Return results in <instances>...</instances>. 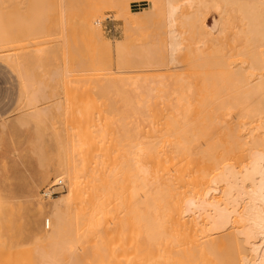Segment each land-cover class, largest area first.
<instances>
[{"label":"bare ground","instance_id":"obj_1","mask_svg":"<svg viewBox=\"0 0 264 264\" xmlns=\"http://www.w3.org/2000/svg\"><path fill=\"white\" fill-rule=\"evenodd\" d=\"M187 1V21L183 20L187 23L182 21L187 27L185 38L183 35L186 42L182 40L186 53L182 84L179 80L181 91L173 97V92L168 91L172 99L167 91L163 93L159 88L156 89L161 93L154 92L155 88L153 92L150 89L151 93L133 90L129 82L130 90L136 91L132 93L128 86L124 87L129 79L113 82L116 87L128 89L130 97L137 94L139 100L136 96L134 100L139 103L138 107L128 103L134 108L133 116L137 117L134 127L126 124L128 122L123 124V118H119L123 114H119V120L109 119L108 113L114 107L110 108L107 100L108 103L102 101L101 91L85 92L81 82L76 84L82 78L87 79L84 75L91 80V73H115L112 68L114 49L102 34L101 14L111 7L124 15L125 39H130L127 43L130 44L133 40L130 0L64 2L65 8L76 17L72 31L81 39L87 36L92 52L86 61L68 57L65 62L64 80L69 102L66 112H71L68 121H62L64 113L51 116L39 113L38 116L36 129L52 140L57 153L50 151L40 159L33 179L25 187L27 222L15 237L19 242L26 230L31 233L27 238L32 244L19 246L17 241L14 244L9 240L14 228L11 219L14 201L10 191L0 184V264H79L75 247L89 246L88 241L93 238H104L114 214L111 209L124 202H133L138 223L137 241L131 247L122 245L121 251L129 264H201L202 256L209 260L204 259L202 264L210 261L212 264H264V0H223L222 8L219 4L222 0H211L226 18L223 19L225 26L220 27L223 35L218 34L219 40L211 36L205 22L204 9L209 0ZM164 9L167 14L168 9L166 12ZM177 26L172 28L177 29ZM196 36L202 37V45H195L201 40H196ZM170 37L172 41V35ZM126 40L115 49L114 61L117 66L126 65L131 71L138 57H134L137 51L131 56L132 43L127 45ZM160 41V57L156 54L157 43L156 51L150 47L144 49L148 50V55L143 50L138 61L150 64L149 61L156 59L155 53L166 62L168 58L162 50L169 49L174 40ZM2 45L0 50L4 51ZM126 50L131 53L127 54ZM4 53L0 56L9 63L10 55ZM21 64L16 62L17 70L25 75L27 70ZM51 71H47L48 74H57L56 68ZM136 82L133 88L137 85L135 88L140 89L147 83L139 86L141 82ZM108 87L110 85L105 83L101 90L104 92ZM123 92L120 93L124 96ZM127 92L122 101L133 102L126 96ZM130 107L127 109L131 112ZM96 111L105 112L99 121L94 118ZM61 139H69L67 148H60ZM96 139H105L100 154L95 150ZM121 139H136L133 164L129 143L123 150ZM94 150L100 155V158L97 155L99 160L93 161ZM54 177L60 182L67 178L69 189L59 191L58 196L45 204L37 198L38 190ZM34 205L38 206L36 210H33ZM42 212L47 213V220L50 226L52 224L46 232L35 228ZM196 255H202V259L191 263Z\"/></svg>","mask_w":264,"mask_h":264},{"label":"rangeland","instance_id":"obj_2","mask_svg":"<svg viewBox=\"0 0 264 264\" xmlns=\"http://www.w3.org/2000/svg\"><path fill=\"white\" fill-rule=\"evenodd\" d=\"M66 1L67 0H0V42H2L0 43V45L3 44L2 46H4V51L2 49L0 50V52L3 54L6 51V53L8 52L6 55H10L9 63L5 62L4 58L0 56V184L6 187L13 196L14 206H13V213L11 214V219L13 221L14 228H12L10 232L9 240H13L14 244L17 241L16 240L17 238L15 236L16 235L18 236V230L22 226L25 227V224L27 222L28 205L25 204L26 184L33 179L34 173L39 167L40 159L45 154L50 153V151H52L53 154L57 153L53 150L54 146L52 140L49 139L48 136L43 135L42 130L36 129V125L40 121V118L38 116L41 114L46 116L49 115L51 116L54 113L57 114L64 113V115H62L63 116L62 121L64 122L68 121L69 117H71L70 115L71 112H66L68 111L67 105L69 104V102L67 100V90L65 87V80H64L66 78L65 62L69 60L67 59L68 57H73L80 61H86L88 60V57L91 56V52H92L90 46L91 44L87 40L88 38L86 39L87 36L86 37L83 36V39H81V37H77L72 31L73 29L72 27L75 25L74 19H76V17H74L71 14V12H69L65 8L64 2ZM162 1L164 0H152V1L130 0V8L132 10L131 16L133 20L132 22L133 23L135 22V24L132 23L133 27L131 32L132 34L133 33L134 34L133 35L131 34V37L133 39L130 42V44L132 43L131 45L127 44L130 41V39L129 41L125 39L127 24L125 18L123 17L124 15H122L120 11H116L111 7L105 8L101 14V16H103L101 18L102 34L104 36L105 41L110 43L112 48L114 49L112 51L113 52L112 68H114L113 70L115 73L107 74L106 72L104 73L101 72L102 75L101 73H97V72L95 73L96 75L91 73V75H94L92 76L93 79L90 74L89 76L91 80L88 78V75H84L83 77H86L87 79L82 78V80H79V82H76V84L77 83L79 84L81 82V85H83L81 86L82 89L86 88L84 90L85 92H87L88 90L101 91L102 96L104 97L103 98L104 100L102 101L107 100L108 102L111 103V106L110 104L107 105L110 106V108L114 107L110 111L111 113L109 112L108 113L109 115L107 114L109 119L117 120L118 117L123 114V117L121 116L119 117V118H123L121 119L123 124L128 122L126 124L130 123L131 126L133 127L135 126L137 122L135 119L136 116H133L134 112L132 113V111L134 108L132 109L130 107V104L133 105V107H138L137 105H139V103L137 104L136 101L139 99L137 98V94H133L136 96L134 97L137 99V100L135 99L136 100L135 101L134 97L132 96L130 97L129 95L130 92L129 93L127 92L128 89L127 90L124 89V87L125 88L129 87V85H127L129 82L131 83L132 86L131 88L133 90L138 89V91L140 92L144 91V93H147V91L149 92L150 89L151 92H153L156 88H159V90L163 91V93H165L166 91L173 92L171 93L172 96L173 94H177L178 92H180L182 89V88L180 89L181 85H179V80L181 82L180 84H182L183 81L182 79L185 73L184 70L185 60L183 59H185L184 56L186 53L185 51L186 45L184 44L186 42V39L184 40L185 38L184 29L187 27V24L186 25L183 24L185 22L183 20L187 21L186 19L187 12H185V10L188 11L187 9L188 7L186 6L188 4V1L165 0L163 4ZM222 2L223 0L219 4L221 5ZM208 3H209L208 6L205 7L206 9H204L206 12L203 10V8H202V12L204 11L205 12L204 14L207 16V17L205 16L206 17L205 22H207L206 23L207 28L209 29L210 27L209 30L211 32V36L214 38L216 37V39L219 40L217 37H219L218 36L219 33L221 34L220 27L222 26L221 27L222 29L225 26L226 18L224 17L225 16L224 14L223 16L220 13L221 12L219 10L220 8L213 5L215 2L209 0ZM164 4L165 7L167 6L166 9H164L165 8ZM222 5L220 6L221 8L223 7ZM225 7L229 9L228 6ZM163 9L165 10V12L168 9L167 12L168 11L169 12L166 14L164 13ZM228 11H230V9ZM133 12H135L136 14L133 15L134 14ZM161 12H163L164 14L161 15L162 14ZM184 12L185 14L183 15ZM119 13L121 14L119 15ZM166 15H167L166 21L169 18L168 19L169 21L167 22L164 20V17ZM182 15L183 16L186 15L184 19H182L183 18ZM171 18L173 22L175 19H177L178 22L177 20H175L176 23L170 22ZM78 21L81 22V19H78ZM223 21L225 22L224 25H223L224 23ZM161 25H163V27ZM176 26L177 29L172 28ZM133 28L134 29L136 28L135 31ZM169 28L172 31H170ZM170 32L172 34H170ZM171 35H172V41L174 40L173 41L174 43H172V45L175 46L171 48L172 45H170L171 47H168L169 49L166 50L165 49L166 47L164 48V45H161L162 46L161 48L165 49V50L163 49L162 52L164 53L165 57L168 58L166 62L165 61L162 62L161 61L162 58H159L161 50L158 45L161 42L160 41L161 39L165 40L163 41V43L172 42L170 41ZM222 35L223 34H221V36ZM168 36L170 39H168ZM160 37L161 39L159 40ZM197 38L199 37L196 36V40ZM179 39L181 42L179 41ZM125 40L127 41L126 44L130 45L129 47L132 46L131 48L129 47L128 48L132 52L131 56L135 54L134 57L135 58L138 57L136 59L138 60L141 59L142 57L141 54L143 55V52L145 51L144 49L150 47L152 49L154 48L155 50L156 49L155 47L157 46L158 48L156 49L157 50L156 54H158L159 57L154 53L156 59H152L151 61H149L150 64L147 62L146 65H143L145 63L136 60V62L137 61L140 62V65L139 66L136 65L137 63L135 62V65L133 64L134 65L133 68L131 67V71L130 68L127 67L126 65L125 67L123 66L124 68L117 66L116 62L114 61L116 59L114 52L115 49H118L117 46L123 45V42ZM176 40L178 41V43ZM182 40H184L185 42ZM199 40L200 41L198 42L200 44H195V45H202V41H203L202 37L199 38ZM155 44H157V46ZM127 45H125L124 48H127ZM124 50L125 49H123V52ZM130 51H127V54H129ZM133 51H137V53H134ZM3 55H5V53ZM151 55L152 53L150 54V57ZM153 60L157 61V63L152 64ZM164 60L166 59L164 58ZM19 61L20 63L22 62V64H24L23 69L27 70L26 71L27 73L25 75H21L17 70L16 62ZM180 61L183 62L181 63L182 65L180 64ZM158 64H161L162 66ZM135 66L138 70L134 68ZM126 67L128 70L125 69ZM146 67L148 68V70L146 69ZM55 68L57 69V74L56 72L53 75L48 74L47 71L50 70V72H52L51 70ZM120 69L121 71L123 69L126 72L125 71L118 72V70ZM134 69L136 70L134 71ZM156 76H158V78ZM159 77L162 80L159 81ZM121 79L122 80L129 79L131 81L126 80L125 83L126 85L122 88L114 86L115 83L113 82L114 81L118 82ZM136 80L137 82L140 80L141 83L140 82L138 83H140L141 85L138 84ZM133 81L136 82L139 86H142V84H144L145 82L147 83L149 82L148 84L146 83L147 85L146 84L144 85L146 86L153 85V87L152 86L144 87L143 85L142 88L140 87L139 89V88H135L137 86L136 85L134 89L133 86L135 85V83ZM176 82L179 85V89H178V85L175 86ZM99 83H101V85ZM105 83H108L110 87L105 88L104 91L105 93H104L101 90V86H103ZM161 83L162 85L163 84L166 85L162 86ZM156 85L159 87H156ZM153 88L155 89L152 90ZM132 89L130 90L129 87V91H132V93L137 91V90L133 91ZM24 90L26 91L25 94H24ZM123 90L125 93L126 92L128 93L126 94V96L129 97V99L132 98V101L134 100L136 103L134 101L126 103L124 100L123 102L122 99L124 98L122 97L125 96V93L123 92L124 96L120 93ZM159 90L156 89L154 92H157ZM84 91L82 90V94L84 93ZM169 92L166 94L167 96L170 97ZM128 103L130 104L128 105ZM123 105L124 107H122ZM129 107L131 109V112L129 109H127ZM96 112H95L96 116H94L95 113L93 114V116L94 118L97 117L96 120L99 121L100 117L102 116V114H105V112L104 113H102L101 111H96ZM112 112L114 113L112 114ZM129 112L132 114L129 115L128 114ZM67 113L69 116L66 117ZM68 140L69 139H61L60 148H67ZM104 140L105 139H96V144H95L96 148L95 146L94 148L98 153L102 152L103 146L105 145ZM127 142L129 143L130 146V153L132 155L131 158L133 164L134 163L133 158L135 156L134 153L135 149L133 150V148H135V145L133 147V144L136 143V139H121L120 143H121V148L123 150ZM95 150L93 152L94 155L97 153ZM99 154H96L95 157L93 155L94 157L93 161L99 160L100 158ZM58 155L61 156V153H58ZM97 155H99L98 156L99 158L97 157ZM62 180H63L62 184L64 185V188L60 187L56 190L65 192L69 189V181L65 177ZM59 182L60 181H58L57 177L52 178L49 182H47L46 184H44L39 188L37 198L43 203L48 204L51 200H53V198L58 196L60 192L52 197L44 198L42 195V191L47 186L52 184H58ZM122 204L120 205L117 204L111 209L112 213L114 214L111 215L110 225L109 224L107 225V229L108 228L109 229L107 230L106 233L108 234H105L106 236L104 238H93L91 241H88L89 246L87 245L83 246L80 244L75 247L74 253H77L79 255V259H80L79 264H100L102 262H105L106 264H129L128 262L129 260L126 257V254L123 253L121 250L124 246L131 247L137 241L138 234L136 232H138V230L136 228L138 226V223L134 218L135 207L133 205V202L132 203L124 202L123 204L124 206ZM37 207H38L37 205H34L33 210H36ZM129 210L130 212L128 213ZM114 211L118 213V215ZM123 215L125 216L123 217ZM47 218L48 215L45 212H42L41 214L38 215L35 222V228L37 231L40 230L42 232H46L50 230L52 224L50 228H46L45 226V221L47 220ZM117 222H119V224L123 223L122 228L119 227V224ZM111 224H114L115 226ZM126 226L128 228L126 229L127 232L125 230ZM116 227L118 229H116ZM112 230L114 231L111 232ZM23 231L24 232H22V237L20 239L21 241L20 240L19 242L17 241L19 243V246L32 244L29 238H27V236L29 237L31 233L26 230ZM119 232H121L120 233L121 235L119 234ZM131 232L133 233L131 234ZM122 234L124 235V237L125 236L126 237L124 238ZM85 240L87 241V239ZM98 252H102V253H98ZM201 256L202 255H196L195 256L196 258H193L194 260L195 259L196 260L195 261L191 260V263H198L199 260L202 259ZM202 257H204L203 258L204 260L205 256ZM203 260H201V264ZM205 260L208 259L206 258ZM210 262H208V264H210Z\"/></svg>","mask_w":264,"mask_h":264},{"label":"built area","instance_id":"obj_3","mask_svg":"<svg viewBox=\"0 0 264 264\" xmlns=\"http://www.w3.org/2000/svg\"><path fill=\"white\" fill-rule=\"evenodd\" d=\"M60 187L64 188V185L62 184V182H59L58 184H52V185L47 186L42 191L43 197L44 198H49V197H52V196L58 194L59 191L56 190V189H58ZM45 226H46V228H49L50 224H49L48 220L45 221Z\"/></svg>","mask_w":264,"mask_h":264}]
</instances>
